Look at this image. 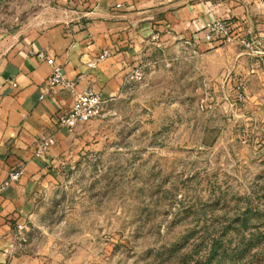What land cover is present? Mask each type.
Returning <instances> with one entry per match:
<instances>
[{"label": "rangeland", "instance_id": "1", "mask_svg": "<svg viewBox=\"0 0 264 264\" xmlns=\"http://www.w3.org/2000/svg\"><path fill=\"white\" fill-rule=\"evenodd\" d=\"M52 2H0V34ZM159 59L82 124L21 253L42 264H264V106L230 107Z\"/></svg>", "mask_w": 264, "mask_h": 264}, {"label": "crops", "instance_id": "2", "mask_svg": "<svg viewBox=\"0 0 264 264\" xmlns=\"http://www.w3.org/2000/svg\"><path fill=\"white\" fill-rule=\"evenodd\" d=\"M263 7L264 0H56L23 29L0 34V183L21 171L0 193V264H42L21 253L18 243L9 244L15 223L31 217L55 168L79 140L83 123L58 127L54 119L76 93L91 88L106 103L115 99L133 82L131 66L150 54L189 69L200 86L220 91L218 97L230 107L239 103L223 92L232 91L236 80L244 83L241 104L264 106ZM214 19L228 21L239 40L226 45L199 40L193 52L184 38L197 36L203 22ZM257 32L263 36L261 48L247 51L241 39ZM153 33L164 48L150 40ZM40 50L74 82L72 91L45 86L53 67L36 57ZM103 50L109 54L98 59ZM225 74L229 78L222 82ZM49 135L55 143L37 155L39 141Z\"/></svg>", "mask_w": 264, "mask_h": 264}, {"label": "built area", "instance_id": "3", "mask_svg": "<svg viewBox=\"0 0 264 264\" xmlns=\"http://www.w3.org/2000/svg\"><path fill=\"white\" fill-rule=\"evenodd\" d=\"M75 0H68L72 3ZM119 7L120 4L115 5ZM264 8V7H263ZM199 33L198 30L195 33H198L195 37L184 38V43L192 47L193 52H195V47L199 40H203L209 43H214L218 45H226L235 43L239 40L238 35L234 32L231 24L224 19H214L206 20L203 22L201 30ZM263 36L260 33H255L248 36L246 39H241L244 48L247 51L259 50L262 46ZM150 40L153 43H156L159 48H164L165 44L160 40L158 33H153L150 36ZM109 54L108 50H103L98 59H102ZM36 57L40 61H44L47 64L53 67L52 73L48 76L45 86H59L63 89L72 91L74 88V82L66 79L63 75L62 68L59 65H56L54 59L50 57L44 51H37ZM156 61L149 58L148 55H142L138 62L131 66L129 70V79L133 82H141L144 78V70L146 67H154ZM89 66H92L94 62L88 63ZM229 78V74H225L220 77L222 82H225ZM16 86V83L12 84ZM233 92L236 101H243L245 98L244 93V83L242 80H236L233 85ZM44 95H40V99H43ZM106 105V100L102 97L97 91L87 88L83 91L76 93L73 99V102L67 109H62L55 113V124L58 127L66 126L69 128L74 127L77 124L85 123L99 117L103 114L104 107ZM55 139L53 135L43 137L39 143L36 150V154L39 155L43 152H46L53 144ZM21 174L20 170L10 172L8 179L0 183V193L4 192L8 183L11 180L17 179ZM28 230L26 223L16 222L13 228V232L10 239V247H13L20 240H23L25 233Z\"/></svg>", "mask_w": 264, "mask_h": 264}]
</instances>
